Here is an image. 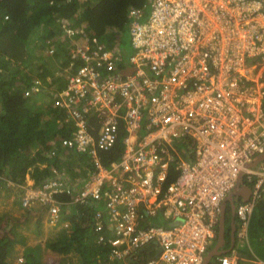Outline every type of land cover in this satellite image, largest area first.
<instances>
[{
    "label": "built area",
    "instance_id": "built-area-1",
    "mask_svg": "<svg viewBox=\"0 0 264 264\" xmlns=\"http://www.w3.org/2000/svg\"><path fill=\"white\" fill-rule=\"evenodd\" d=\"M127 27L124 55L62 23L75 37L51 106L67 134L48 155L85 154L92 170L74 184L54 168L39 186H21L19 202L43 207L50 225L66 205L60 195L97 206L96 242L119 264L143 248L152 254L142 264H202L240 176L250 194L235 206L239 240L264 199V158L251 166L264 155V0H146L128 9ZM40 85L33 79L24 96ZM120 128L122 153L105 167L99 152ZM218 262L238 264V255Z\"/></svg>",
    "mask_w": 264,
    "mask_h": 264
},
{
    "label": "trees",
    "instance_id": "trees-1",
    "mask_svg": "<svg viewBox=\"0 0 264 264\" xmlns=\"http://www.w3.org/2000/svg\"><path fill=\"white\" fill-rule=\"evenodd\" d=\"M145 1L0 0V205L9 196L2 193L9 188L8 183L24 186L28 175L32 186L37 187L52 176L54 168L65 174V170L76 173L69 163L75 161L74 154H68L64 164L58 154L48 155L50 146L55 144L53 140L67 134V129L56 122L61 111L50 106L52 101L44 100L66 83L64 69L69 60L70 41L75 35L71 34L69 39L62 23L70 29L82 27L85 33L108 47L118 46L125 55L131 51L121 46L118 35L127 24L128 9L142 6ZM52 46L53 54H49L47 49ZM35 78L42 82V90L24 96ZM33 95L42 104L37 110ZM45 115L49 118L44 119ZM123 137L120 128L113 147L99 152L105 167L119 160ZM82 162L86 166L82 177L87 178L92 170L90 159ZM58 198L66 205L59 222L50 226L42 220L43 207L21 209L20 194L12 203L6 202L0 217V264H119L109 259L107 245L96 242L92 227L97 206L67 204V197ZM158 223L164 224L161 220ZM258 232L264 233V199L252 212L248 227L251 241ZM151 254L146 248L138 249L126 258L127 264H142L143 258Z\"/></svg>",
    "mask_w": 264,
    "mask_h": 264
},
{
    "label": "crops",
    "instance_id": "crops-1",
    "mask_svg": "<svg viewBox=\"0 0 264 264\" xmlns=\"http://www.w3.org/2000/svg\"><path fill=\"white\" fill-rule=\"evenodd\" d=\"M77 17V16H76ZM79 17V15H78ZM77 17V18H78ZM57 23V22H56ZM59 152V153H58ZM58 155L59 156H63V155H68L72 152H66V151H62V150H58ZM61 162L64 164V159L61 158ZM62 175L64 176H68L69 180L72 183H77V184H81L84 179H86L85 177H80L77 173H73L74 176L76 175V179L73 176H69L67 174H65L63 171L60 172ZM31 186V185H28ZM245 191V196L248 197L249 194H247V190L246 188H244ZM238 199L240 200V197H238ZM259 202V201H258ZM257 202V203H258ZM256 206V205H255ZM229 208V212H231V208L228 205ZM228 212V210H227ZM226 212V216H225V242H224V248L225 249H229V247L231 246V221L232 218L234 219V215L231 213V215H227ZM252 217V216H251ZM251 220V219H250ZM47 221V219H46ZM235 222V220H234ZM48 223V222H47ZM48 225H50L48 223ZM235 226H236V222H235ZM254 238V237H252ZM216 242H217V237L215 238ZM212 244V243H211ZM211 248V245L209 247V249ZM235 251L238 255V264H264V233L262 232H258V236L256 235V237L253 239V241L250 240L249 237V233H248V239L247 241L244 240H238L235 236V242L233 247L228 250L225 254H230L231 251ZM218 258L219 256H216L214 258V264H219L218 262Z\"/></svg>",
    "mask_w": 264,
    "mask_h": 264
},
{
    "label": "rangeland",
    "instance_id": "rangeland-1",
    "mask_svg": "<svg viewBox=\"0 0 264 264\" xmlns=\"http://www.w3.org/2000/svg\"><path fill=\"white\" fill-rule=\"evenodd\" d=\"M118 37L121 39V41H122V44H121V46H123V48L124 49H127L128 50V52L129 51H131V39H130V35H129V31H128V27H127V24H124V27H123V29H122V31L119 33V35H118ZM80 41H82V40H80ZM53 47V46H52ZM46 51V50H45ZM50 60V62H52V60L51 59H49ZM34 97H35V95H33L32 96V98H33V100L34 101H36L35 99H34ZM52 96H50V95H47L45 98H44V100H47V102L49 103V101H52ZM50 104V106H51V102L49 103ZM35 108H36V110L38 109V108H40V107H42V104L40 103V102H38V101H36L35 102V106H34ZM30 112L31 111H33V109H31V107H29V108H27ZM47 112H48V110H47ZM49 113V112H48ZM47 118H49L47 115H45L44 116V119H47ZM56 125V124H55ZM57 140V138L56 139H54L53 141H56ZM72 154H74L76 157H77V159H76V157H75V161H69V163L73 166V171L74 172H76V173H78L79 175H81V176H83V175H85L86 174V166H85V162H82L81 163V161H88V156L87 155H85V154H79V153H76V152H72ZM62 158L66 161V159H68V156L67 155H63L62 156ZM80 159V160H79ZM65 172L67 173V174H69V175H71V176H73L74 177V174H73V172H70L69 170H65ZM80 176V177H81ZM75 179H76V177H75ZM33 184V182H32V180H30V178H29V176L27 175L26 176V180H25V186H28V185H32ZM8 186H9V188L8 189H5V190H3L2 191V193H6V194H8L9 196H7L6 195V200L4 201V202H2L1 203V205H0V217H1V215H2V213H3V210L4 209H2V207L5 205V206H7L6 205V202L7 203H12V201H13V199H15L16 198V196H18L19 194H20V192L21 191H19V190H23V188L24 187H19V186H17V185H14V186H11V183H8ZM11 189V192H9L8 190H10ZM238 202H239V199L237 198L236 199V201H235V204H238ZM23 211H25V209H23V208H21ZM26 209H31V210H35V209H37V207H30V208H26ZM227 209H228V206H227ZM227 212V211H226ZM229 214V212H227V215ZM46 217H47V213L45 212V214L43 213V222H44V224L45 225H47V226H50V225H48V223H47V221H46ZM149 220H151V218H149ZM5 224H6V222H5ZM2 231H6V230H3L2 229ZM237 238V237H236ZM239 239L237 238V241H238ZM212 244H211V248L216 244V240L215 239H213L212 240V242H211ZM215 258V257H214ZM214 258H212L211 260H210V264H214Z\"/></svg>",
    "mask_w": 264,
    "mask_h": 264
},
{
    "label": "water",
    "instance_id": "water-1",
    "mask_svg": "<svg viewBox=\"0 0 264 264\" xmlns=\"http://www.w3.org/2000/svg\"><path fill=\"white\" fill-rule=\"evenodd\" d=\"M264 158V155L257 157L251 166H255L261 159ZM242 186H245L246 190H247V194H250V189L248 186L243 184V180L240 176L239 179V186L234 189L226 198L225 200L222 202V210H221V214H220V218H219V222L217 225V242L216 244L210 248L208 250V252L206 253L204 259H203V263L202 264H210V260L216 256H221L223 254H225L228 250H230L235 242V230H236V226H235V222L234 219L232 218L231 221V246L229 247V249H225L224 248V242H225V216H226V211H227V206L229 205L231 210H232V214L234 215V211H235V201L238 197H240L242 200H245L247 197L244 196L243 194H240V188Z\"/></svg>",
    "mask_w": 264,
    "mask_h": 264
},
{
    "label": "flooded vegetation",
    "instance_id": "flooded-vegetation-1",
    "mask_svg": "<svg viewBox=\"0 0 264 264\" xmlns=\"http://www.w3.org/2000/svg\"><path fill=\"white\" fill-rule=\"evenodd\" d=\"M231 213H232V211H231V212H229V215H231ZM234 220H235V216H234ZM235 222H236V220H235Z\"/></svg>",
    "mask_w": 264,
    "mask_h": 264
},
{
    "label": "clouds",
    "instance_id": "clouds-1",
    "mask_svg": "<svg viewBox=\"0 0 264 264\" xmlns=\"http://www.w3.org/2000/svg\"><path fill=\"white\" fill-rule=\"evenodd\" d=\"M236 236V235H235Z\"/></svg>",
    "mask_w": 264,
    "mask_h": 264
}]
</instances>
